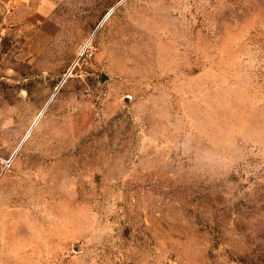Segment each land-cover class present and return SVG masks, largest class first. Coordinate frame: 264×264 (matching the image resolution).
<instances>
[{
	"label": "rangeland",
	"instance_id": "rangeland-1",
	"mask_svg": "<svg viewBox=\"0 0 264 264\" xmlns=\"http://www.w3.org/2000/svg\"><path fill=\"white\" fill-rule=\"evenodd\" d=\"M0 264H264V0H0Z\"/></svg>",
	"mask_w": 264,
	"mask_h": 264
},
{
	"label": "water",
	"instance_id": "water-1",
	"mask_svg": "<svg viewBox=\"0 0 264 264\" xmlns=\"http://www.w3.org/2000/svg\"><path fill=\"white\" fill-rule=\"evenodd\" d=\"M114 9V8H113ZM107 78L106 74H103L102 80H105ZM40 117V116H39Z\"/></svg>",
	"mask_w": 264,
	"mask_h": 264
}]
</instances>
